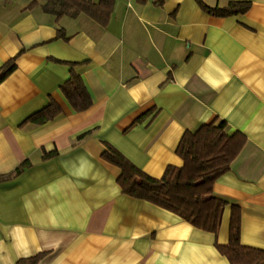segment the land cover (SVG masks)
I'll return each mask as SVG.
<instances>
[{
  "label": "crops",
  "instance_id": "obj_1",
  "mask_svg": "<svg viewBox=\"0 0 264 264\" xmlns=\"http://www.w3.org/2000/svg\"><path fill=\"white\" fill-rule=\"evenodd\" d=\"M112 1L102 27L85 15L57 23L45 0H0V69L17 58L0 84V176L31 162L0 181V264L43 253L39 264H231L217 244H229L233 206L241 244L264 251V0H202L251 4L231 17L197 0ZM72 70L93 101L84 112L61 90ZM52 102L57 118L25 124ZM216 120L247 137L213 188L228 202L218 236L124 195L102 158L112 145L160 179L184 166V134Z\"/></svg>",
  "mask_w": 264,
  "mask_h": 264
},
{
  "label": "trees",
  "instance_id": "obj_2",
  "mask_svg": "<svg viewBox=\"0 0 264 264\" xmlns=\"http://www.w3.org/2000/svg\"><path fill=\"white\" fill-rule=\"evenodd\" d=\"M197 2L205 12L216 17L244 15L251 8V4L246 2H231L225 7L214 8L202 0ZM32 6H37V3L34 2ZM113 6L112 0H45L42 7L45 13L56 17L57 23L65 17L76 19L85 15L106 27L111 19ZM57 39L68 40L63 29H59ZM16 62L17 58L12 59L0 69V84L16 71ZM61 90L76 112H84L92 107L93 101L86 85L74 70L71 71V79ZM60 114L61 108L52 102L47 108L32 115L25 124L44 125ZM246 143L247 137L244 134H229L228 123L223 120L204 125L196 132L188 131L177 149V155L184 161V166L168 167L160 179L140 170L112 145L106 144L102 158L121 170L118 184L124 195L172 212L193 227L218 236L228 202L217 198L213 188L215 183L231 170L232 163ZM58 155L57 150L45 151L43 160ZM30 166L31 162L25 161L12 174L0 176V181L16 177ZM217 249L231 264H264L263 250L241 244V210L238 206H233L229 244H217ZM45 255L46 253H43L28 260H21L18 264H39Z\"/></svg>",
  "mask_w": 264,
  "mask_h": 264
}]
</instances>
